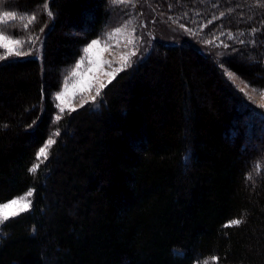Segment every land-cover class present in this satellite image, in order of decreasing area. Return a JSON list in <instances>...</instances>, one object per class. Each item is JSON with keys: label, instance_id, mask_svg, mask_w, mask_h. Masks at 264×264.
I'll return each mask as SVG.
<instances>
[{"label": "trees", "instance_id": "obj_1", "mask_svg": "<svg viewBox=\"0 0 264 264\" xmlns=\"http://www.w3.org/2000/svg\"><path fill=\"white\" fill-rule=\"evenodd\" d=\"M44 1L10 2L31 13ZM178 1L193 33L156 41L97 107L59 120L63 71L109 26L111 0H49L42 58L0 61V203L34 190L32 208L1 225L0 264H264V137L247 144L244 120L264 112L228 76L264 86V62L241 60L232 27L251 22L231 13L243 0Z\"/></svg>", "mask_w": 264, "mask_h": 264}, {"label": "rangeland", "instance_id": "obj_2", "mask_svg": "<svg viewBox=\"0 0 264 264\" xmlns=\"http://www.w3.org/2000/svg\"><path fill=\"white\" fill-rule=\"evenodd\" d=\"M11 0H0V10H10L18 13L19 16H24L23 20L17 19L16 21L7 22L4 25H0V32H3L5 36H8L11 40H20L22 45L20 50L28 53L29 55L34 54L42 58L43 45L46 37V32L52 26L49 23L51 16L48 15L50 11L49 0H45L42 3V7L35 8V11L31 10L30 12L17 11V9L11 7ZM158 1V0H157ZM215 1V0H213ZM226 1V0H225ZM242 5H245L241 8V13L238 8H235L232 14H237L236 16L239 19L249 18L251 25L245 22L239 23L238 25H232L233 28H238V34L244 35L243 38L238 37L242 43V48H240L241 60L249 63L252 60L260 59L264 62V50H259L257 52H252L255 48L250 47L251 43L257 42L259 46L264 45V0H243ZM176 4L179 5L178 0L171 2L166 11H162L157 5H155L154 0H111V20L109 26L103 31L102 35L93 39L100 42L99 46L94 49V53L99 56L100 60L104 63L102 67L99 68L96 72L89 73L92 79V87L88 91H80L79 89L75 90L73 94L72 85L81 79L80 76H71L70 73L75 67V64L83 57L84 65L79 69L80 73L87 72L89 67L93 65L89 63V56L85 55L83 49L86 48L92 41L87 43L82 48L81 56L78 60L71 66L67 67L63 71V82L59 90L54 93L55 102L58 107V115L61 119L65 113L72 112L71 109L78 110L87 105H92L97 107L99 104V99L105 90V88L110 84L109 77L104 75V73H115V77L111 82L123 71L116 72V69L121 67L123 63L122 57L128 55L129 57V66L124 68H130L134 66L138 61L143 60L151 52L156 41L163 40L166 42H175L186 38L189 34L193 33L196 26L192 22V18L187 22L185 20L186 16H180L182 11L176 7ZM183 5V4H182ZM251 8V10H250ZM176 9V11L174 10ZM174 11V12H172ZM42 12L45 13L47 17V23L42 22ZM36 16V20L33 21L31 25H28L27 28L24 25L27 23V20L30 16ZM221 15V14H220ZM224 15V14H223ZM222 16V15H221ZM181 17V18H180ZM252 19H258L259 23L252 24ZM51 22V21H50ZM183 24L184 27L180 25ZM243 24H246L242 26ZM258 25L263 28L261 33H258L256 26ZM122 29L121 32H115V29ZM43 29V31H41ZM248 33H251L250 38ZM229 34H233L229 31ZM31 39V42H29ZM254 39V42H253ZM258 39V40H257ZM132 40V43L128 41ZM246 40L249 43L246 44L243 41ZM211 42V41H210ZM208 42V43H210ZM214 43V41L212 42ZM221 42L214 43L213 47L221 49L223 44ZM215 49V48H214ZM136 52V55L132 56V52ZM5 52L4 49H0V55H3ZM244 53V55L242 54ZM16 57L14 55L8 56L7 58ZM255 57V58H254ZM6 58V59H7ZM233 74L231 80L235 86L242 92L245 98L257 109L264 112V97L260 95L261 92H264V86L250 84L245 78L238 75L236 72L228 70V73ZM264 77V75L262 76ZM68 79V88L65 89L64 81ZM100 83H103L105 87L100 89V94L97 96V89L100 88ZM255 89V91H253ZM64 93L62 100H57L56 97L60 93ZM96 96L95 102H92L91 98ZM87 101V103H85ZM63 108L64 111L61 112L60 109ZM245 141L247 144H251L252 147H258L262 143V137H264V121H261V118H251V116H245ZM252 123L251 132L248 129V123ZM255 124V125H254ZM236 132H239V128H236ZM59 133V131L57 132ZM253 135L251 136V134ZM255 134V135H254ZM256 134L258 138L256 139ZM56 141V136L50 138ZM54 147V144L48 149V155L50 150ZM45 161L43 157L40 158V163ZM27 193V192H26ZM26 193L14 197L20 198L26 196ZM13 198V199H14ZM32 201L34 195L29 197ZM8 202V201H6ZM3 202V203H6ZM32 208V207H31ZM1 228V225H0Z\"/></svg>", "mask_w": 264, "mask_h": 264}, {"label": "snow or ice", "instance_id": "obj_3", "mask_svg": "<svg viewBox=\"0 0 264 264\" xmlns=\"http://www.w3.org/2000/svg\"><path fill=\"white\" fill-rule=\"evenodd\" d=\"M49 16H52L51 11L48 12ZM223 15V13L221 14ZM17 19L23 20L24 16H19L18 13L15 11H10V10H0V25H4L7 22L10 21H16ZM36 20V16H30L27 20V23L24 25L25 28L28 27V25H31L33 21ZM181 27H184L183 24L180 25ZM43 31V29H41ZM122 29L117 28L115 29V32L119 33L121 32ZM229 38H231V34H229ZM31 42V39L30 41ZM129 43H132V40L128 41ZM100 42L98 40H93L86 48L83 49V52L85 55L89 56V63L92 64V67H89L87 69V72L85 73H80L79 69L84 65V58L82 57L76 64L72 72L70 73L71 76H80L81 79L74 83L72 85V90L73 94H75V90L79 89L80 91H88L92 87V77L89 76V73L96 72L99 68L102 67V64L104 63L103 61L100 60L99 56L94 53V49H96L99 46ZM22 45V42L20 40H11L9 39L8 36H5L3 32H0V49H4L5 52L3 55H0V61L5 60L8 56H24L27 55L28 53L23 52L20 50V47ZM227 47V45H225ZM132 56L136 55V52L131 53ZM123 63L121 64V67L116 69V72L124 70L126 66H129V57L128 55H124L122 57ZM104 75H107L109 77V83H111V80L115 77V73H104ZM229 77H232L233 74L231 72L228 73ZM65 89L68 88V79L66 78L64 81ZM105 87L103 83H100V88L97 89V96L100 94V89ZM255 91V89L253 90ZM260 95L264 97V92H261ZM64 96V93H60L57 95L56 99L57 100H62ZM92 102H95L96 96H93L91 98ZM87 103V101L85 102ZM61 112L64 111L63 108L60 109ZM71 111H75V109H71ZM57 120L60 119L59 116L56 117ZM58 135V133H57ZM55 143L54 140L49 139L47 143L44 144L43 147H41L37 153V159H40L43 157L45 160L48 158V149L50 148L51 145ZM38 165H34L32 168L29 169V172L35 173L37 171ZM34 195V190H29L26 193V196L20 197V198H14L9 200L6 203H0V225H3L5 222H7L10 218L19 216L21 213H26L28 212L31 207H32V201L28 199L29 197H32ZM243 221L241 219H233L230 222V225H239ZM216 258L213 257V260ZM207 264V262H205Z\"/></svg>", "mask_w": 264, "mask_h": 264}, {"label": "bare ground", "instance_id": "obj_4", "mask_svg": "<svg viewBox=\"0 0 264 264\" xmlns=\"http://www.w3.org/2000/svg\"><path fill=\"white\" fill-rule=\"evenodd\" d=\"M250 106V105H249ZM255 125V124H254ZM253 135V133L251 134V136Z\"/></svg>", "mask_w": 264, "mask_h": 264}]
</instances>
